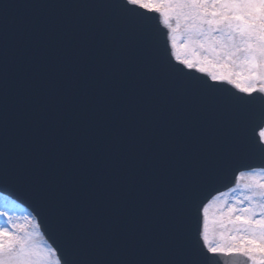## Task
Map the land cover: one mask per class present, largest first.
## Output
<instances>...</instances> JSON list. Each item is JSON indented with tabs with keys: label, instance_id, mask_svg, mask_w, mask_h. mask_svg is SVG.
<instances>
[{
	"label": "snow or ice",
	"instance_id": "obj_1",
	"mask_svg": "<svg viewBox=\"0 0 264 264\" xmlns=\"http://www.w3.org/2000/svg\"><path fill=\"white\" fill-rule=\"evenodd\" d=\"M0 185V264H264V0H0Z\"/></svg>",
	"mask_w": 264,
	"mask_h": 264
},
{
	"label": "water",
	"instance_id": "obj_2",
	"mask_svg": "<svg viewBox=\"0 0 264 264\" xmlns=\"http://www.w3.org/2000/svg\"><path fill=\"white\" fill-rule=\"evenodd\" d=\"M146 15L149 17L150 28H151L156 46L161 52H166L167 54L170 55L171 42L168 40V29L163 25L158 14L147 13ZM172 63L173 64L177 63L174 58H172ZM195 75L201 76L203 79H207V77L204 76L203 74L195 73ZM209 83H211V81H209ZM223 87L229 88L230 90L235 91L234 89H231L230 85L225 84L223 85ZM239 170H243V169H237V172ZM237 172H231L209 183L205 187L203 192L201 193V196L202 198H204V201L208 202L212 200L214 197H216L217 195L235 187V175L237 174ZM0 192L10 196L15 201L21 203L26 208H28L37 218L39 226H40V230L43 233L45 239L51 244L52 247L56 246L54 243L55 237L51 233L48 220L46 219V217L43 216V214L39 213L36 202L32 198H30L29 196H27L26 194L22 192L14 191L13 189L9 188L7 185H0ZM200 227L202 228V214H201V219H200ZM231 259L232 258H224L223 256H219L214 259L213 264H229V261Z\"/></svg>",
	"mask_w": 264,
	"mask_h": 264
},
{
	"label": "rangeland",
	"instance_id": "obj_3",
	"mask_svg": "<svg viewBox=\"0 0 264 264\" xmlns=\"http://www.w3.org/2000/svg\"><path fill=\"white\" fill-rule=\"evenodd\" d=\"M231 196V192L230 190L217 196L220 197L221 199L226 198ZM216 198V197H215ZM0 210H6L9 212V214H13L14 215V219H18V222L21 224L26 223L27 221L31 220L34 223H36L33 218L20 206L18 205H14L11 201H9L8 199H6L4 196L0 195ZM5 222V218L0 217V224ZM37 240L38 242L45 244L43 238L39 236H37Z\"/></svg>",
	"mask_w": 264,
	"mask_h": 264
}]
</instances>
